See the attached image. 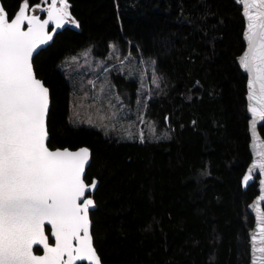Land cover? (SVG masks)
<instances>
[{"label": "trees", "instance_id": "trees-1", "mask_svg": "<svg viewBox=\"0 0 264 264\" xmlns=\"http://www.w3.org/2000/svg\"><path fill=\"white\" fill-rule=\"evenodd\" d=\"M49 0L39 5L43 18ZM9 16L21 0H2ZM78 22L33 60L51 92V148L91 149L86 180L103 264H249V203L242 177L251 160L246 76L236 58L245 21L235 0H68ZM112 42L155 60L158 84L146 114L168 138L117 140L70 122L71 87L60 68L88 46ZM264 136V125L260 127Z\"/></svg>", "mask_w": 264, "mask_h": 264}, {"label": "snow or ice", "instance_id": "snow-or-ice-1", "mask_svg": "<svg viewBox=\"0 0 264 264\" xmlns=\"http://www.w3.org/2000/svg\"><path fill=\"white\" fill-rule=\"evenodd\" d=\"M241 3L247 19V51L239 62L251 77L250 111L264 121V0ZM59 4L51 0L44 9L47 19H41L32 14L39 5L30 8L29 0H21L10 19L0 2V264H100L90 232L89 209L95 205L85 195L96 188V181H85L91 152L87 147L75 151L49 147V90L32 64L37 48L52 40L50 23L56 28L68 23L79 27L68 0ZM255 126L254 119L253 130ZM258 166L264 169V162ZM251 178L249 170L243 183ZM46 224L51 225L54 245ZM255 240L256 235L253 264L259 259L256 252H264ZM34 246H41L43 254H35Z\"/></svg>", "mask_w": 264, "mask_h": 264}, {"label": "rangeland", "instance_id": "rangeland-1", "mask_svg": "<svg viewBox=\"0 0 264 264\" xmlns=\"http://www.w3.org/2000/svg\"><path fill=\"white\" fill-rule=\"evenodd\" d=\"M60 68L71 87V124L94 127L117 140H159L171 134L146 114L149 90L158 84L154 59L112 42L105 55L88 46L68 55Z\"/></svg>", "mask_w": 264, "mask_h": 264}, {"label": "water", "instance_id": "water-1", "mask_svg": "<svg viewBox=\"0 0 264 264\" xmlns=\"http://www.w3.org/2000/svg\"><path fill=\"white\" fill-rule=\"evenodd\" d=\"M0 2H2V0H0ZM235 2L242 8V14H243L244 21H245V27H244V31H243V40H244V43H245V48L242 51V53L240 55H238L237 58H236V61H237V64H238L239 68L241 69L242 73L247 78V81H246V88H247L246 100H247V114H248V117H249L248 130H249V136H250L249 148H250V153H251V160H250V162H249V164L247 166V169H246L243 177L249 174V170H251V176H252V178L248 181L247 185H245L243 183V177H242V187H243L244 190H247L248 187L251 184L257 182V191H258V194L253 198V200L248 205V210H249V212L252 214V216L254 218L253 226L249 230V243H250V261H249V264H253V243H254L253 236L254 235H256V240H255L256 247L258 249L264 247V233H260L261 226H264V200L261 199V197L264 196V184L261 183V181H264V169H261L258 166L260 162H264V136L262 135L261 130H260V127L264 125V121H260L258 117L254 118L252 112L250 111V107L253 104V101L250 100V98H249L250 97L249 80L251 79V77H250V74L247 73L243 69V67L241 66V64L239 62L240 57L244 54L245 51H247V41H246V38H245V33H246V30H247V19H246V16L244 15V9L242 7L241 0H235ZM252 11H255V9H252ZM11 18L12 17H10V19ZM41 19H47V12H46V15L43 18H41ZM71 25H73V24L68 23V24H65L61 28H56L53 23H50L49 26H48V31H49L50 34H52V40H50L46 44L40 45L37 48L36 52L33 53L32 64H33L34 57L42 49H45L49 45H51L52 42L54 41V38L56 37V35L59 32H61L67 26H71ZM33 70L35 72L34 66H33ZM36 76H37V74H36ZM37 78L40 79L44 83V81L41 78H39L38 76H37ZM44 85H45V83H44ZM45 86L49 90V108H48V115H47V118H46V124H47V130H48V117H49V110H50V107H51V92H50L49 87L47 85H45ZM258 88H259V85H257V90H258ZM257 107H259V105H257ZM254 119L256 121L255 130H253V121H254ZM48 134H49V131H48ZM49 138H50V135H49ZM49 138H48V141H49ZM83 147H87V146H82V147H79V148H83ZM58 148L59 149H63L62 147H58ZM65 148H68V147H65ZM79 148H76V149L68 148V149L75 151V150H77ZM87 148L91 152V149L89 147H87ZM91 155H92V153H91ZM90 162H91V159L89 161V165H90ZM89 165L85 169V181H86V183H88L87 180H86V173H87V168L89 167ZM254 165H256V166L254 167ZM96 187H97V182H96ZM95 190H96V188L94 190H92L91 192H88V193L85 194L86 196L88 194H92L91 196H88V197L93 199L94 205H95L94 207H90V209H89V219H90V222H91V227H90L91 235H92L91 211L96 209V207H97V204H96L95 199L93 197V193L95 192ZM92 244H93V247L95 248L93 235H92ZM95 250H96V248H95ZM96 253L99 256L97 250H96ZM256 256L259 258V259L256 260V264H264V252L257 251L256 252ZM99 258H100V256H99ZM89 264H90V262H89ZM100 264H103L101 262V259H100Z\"/></svg>", "mask_w": 264, "mask_h": 264}, {"label": "flooded vegetation", "instance_id": "flooded-vegetation-1", "mask_svg": "<svg viewBox=\"0 0 264 264\" xmlns=\"http://www.w3.org/2000/svg\"><path fill=\"white\" fill-rule=\"evenodd\" d=\"M58 4H59V0H57V6H58ZM47 7H48V5L45 6L46 9H47ZM91 195L92 194H88L86 197L91 196ZM50 229H51V225L46 224L45 225L46 235H49V242L54 245L55 238L50 235ZM74 246H75V242H74ZM33 251L37 255L43 254V249L41 246H34ZM65 259H66V257H65ZM76 264H89V262L88 261H77Z\"/></svg>", "mask_w": 264, "mask_h": 264}]
</instances>
